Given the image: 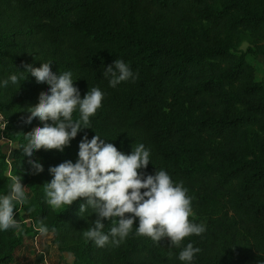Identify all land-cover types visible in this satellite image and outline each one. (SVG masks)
<instances>
[{
    "label": "trees",
    "instance_id": "obj_1",
    "mask_svg": "<svg viewBox=\"0 0 264 264\" xmlns=\"http://www.w3.org/2000/svg\"><path fill=\"white\" fill-rule=\"evenodd\" d=\"M261 55L264 0H0V109L8 137L19 144L12 172L30 186L14 218L32 220L24 231L0 230V264L15 262L25 235L41 222L73 264H185L178 255L188 243L201 249L191 264H264V79L249 60ZM116 59L136 78L111 87L103 72ZM44 62L57 75L70 71L81 99L92 87L104 99L63 152L33 150L28 157L26 134L45 123H28V110L50 86L25 66ZM12 74L26 78L3 86ZM95 135L126 155L143 144L150 163L141 174L162 169L182 181L193 198L189 219L205 232L169 248L168 238L157 244L135 235L137 218L119 246L101 248L83 236L97 219L91 209L79 214L86 198L49 207V168L75 163L81 140ZM29 159L43 171L35 173ZM2 168L0 196L13 178ZM102 222L108 234L112 221Z\"/></svg>",
    "mask_w": 264,
    "mask_h": 264
},
{
    "label": "clouds",
    "instance_id": "obj_2",
    "mask_svg": "<svg viewBox=\"0 0 264 264\" xmlns=\"http://www.w3.org/2000/svg\"><path fill=\"white\" fill-rule=\"evenodd\" d=\"M50 65L44 62L40 67L25 66L37 83L50 86L48 92L40 93L38 104L28 110V123L33 118L45 122L42 127H35L26 134L28 144L23 146V152L28 157H32L33 150L63 152L82 128H89L90 117L101 108L104 99V93L98 87H92L81 99L72 73L66 71L57 75ZM103 76L110 77L111 87L136 78L130 66L121 59L107 66ZM23 79L12 74L2 84L5 87L9 82L20 84ZM77 110L80 115L74 119L73 114ZM78 147L75 163L68 160L49 168L53 178L44 184V195L52 209L63 205L69 207L79 198H86L87 203L80 205L79 214L82 216L91 209L97 216L92 226L83 232L87 240L101 248L109 243L119 246L132 232L137 218L139 224L135 235L150 238L157 244L168 238L171 242L169 248H180L186 237L205 232L204 225L189 219L194 215L193 198L188 195L182 181L174 182L162 169L157 170L155 175L145 177L141 174L139 170L147 168L150 163V152L143 144L126 155L113 143L95 135L91 140L85 136ZM28 163L35 173L43 171L38 161L29 159ZM142 189L145 191L142 192ZM27 190L20 176L12 178L8 194L0 196V230H21L20 223L14 218V209L17 204L23 206L28 203ZM105 219L113 224L108 234L103 231L105 225L102 221ZM37 230L45 233L47 228L41 222ZM200 251V248L188 243L179 252L178 259L191 264ZM167 256L170 258L172 252L169 251Z\"/></svg>",
    "mask_w": 264,
    "mask_h": 264
},
{
    "label": "rangeland",
    "instance_id": "obj_3",
    "mask_svg": "<svg viewBox=\"0 0 264 264\" xmlns=\"http://www.w3.org/2000/svg\"><path fill=\"white\" fill-rule=\"evenodd\" d=\"M247 45H248V43L245 42L243 44V48L246 49ZM249 60L256 67L257 78L259 80H263L264 79V56L263 55L257 56V57L250 56ZM3 147H4V143H2V141H0V173L3 171L2 167L5 166L4 173L9 176V165L6 162V156H5ZM12 175L14 177L17 176L13 172H12ZM18 176L21 177L22 185L24 187L28 188L26 194H29L30 186L24 182L22 175H18ZM15 219L21 225V230H19V231H24V229H26L28 227V225H30V223H32V220L27 215H24L23 217H19V218H15ZM35 233H36V231L34 232V230H30L25 235L24 240H27V241L31 240L32 236ZM37 234H38V231H37ZM42 234L43 235L41 237V240H42L41 245L43 246L44 249H46V252H47L49 258L51 259L52 264H73L74 258H72L73 261L71 263V256L69 258V257L63 255L61 252H59L57 250L56 246L52 242L51 235H46L45 233H42ZM21 253H19L17 255L16 261L12 264H22L23 262H26V264H38L37 261H33L34 253L32 251L29 250L28 252H23V254H21ZM71 255H73V254H71ZM72 257H74V256H72ZM34 260H37V258H34Z\"/></svg>",
    "mask_w": 264,
    "mask_h": 264
},
{
    "label": "built area",
    "instance_id": "obj_4",
    "mask_svg": "<svg viewBox=\"0 0 264 264\" xmlns=\"http://www.w3.org/2000/svg\"><path fill=\"white\" fill-rule=\"evenodd\" d=\"M7 124L8 121L4 115V113L0 109V141L4 143V153L6 156V162L9 165V176H12V163L14 161V153L16 149H18L19 144L16 141L10 139L7 135ZM38 228L34 226L33 230L36 233L32 236V239L27 241L24 240L23 245L20 247V250L24 252H28L29 250L34 253L33 261H37L38 264H52L51 259L49 258L46 249L41 245V237L42 233L37 230ZM38 231V234H37ZM37 258V260H34Z\"/></svg>",
    "mask_w": 264,
    "mask_h": 264
},
{
    "label": "crops",
    "instance_id": "obj_5",
    "mask_svg": "<svg viewBox=\"0 0 264 264\" xmlns=\"http://www.w3.org/2000/svg\"><path fill=\"white\" fill-rule=\"evenodd\" d=\"M22 252V253H21ZM23 252L24 251H22V250H18L17 251V253H16V257H17V255L19 254V253H21V254H23ZM63 255H65V256H67V257H69L70 258V256H71V263H72V261H73V259L72 258H74V257H72L73 255H71L70 253H67V252H64V253H62ZM16 261V260H15ZM28 261V260H27ZM19 263V262H18ZM22 264H26V262H23Z\"/></svg>",
    "mask_w": 264,
    "mask_h": 264
}]
</instances>
